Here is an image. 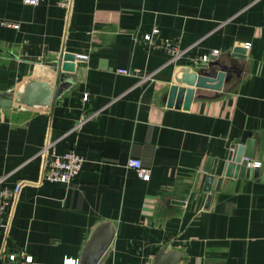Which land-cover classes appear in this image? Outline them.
Listing matches in <instances>:
<instances>
[{
	"label": "crops",
	"instance_id": "obj_1",
	"mask_svg": "<svg viewBox=\"0 0 264 264\" xmlns=\"http://www.w3.org/2000/svg\"><path fill=\"white\" fill-rule=\"evenodd\" d=\"M155 29L150 47L143 36ZM169 47L181 53L175 63ZM237 47L246 60H232ZM62 52L82 59L54 109L0 118V192L22 185L6 203L0 259L81 264L111 224L103 264H155L162 251L168 264H264V0H74L69 10L0 0V94ZM213 57L231 70L223 89L196 88L189 110L168 107L180 70ZM246 133L258 175L224 178L218 190L216 177L205 192L208 160L226 159ZM48 144L84 158L71 183L43 180Z\"/></svg>",
	"mask_w": 264,
	"mask_h": 264
},
{
	"label": "water",
	"instance_id": "obj_2",
	"mask_svg": "<svg viewBox=\"0 0 264 264\" xmlns=\"http://www.w3.org/2000/svg\"><path fill=\"white\" fill-rule=\"evenodd\" d=\"M246 52V48L237 47L231 58L246 60ZM81 59V56L62 52L55 61L37 66L32 76L26 78L13 92L0 94V118L14 110L52 111L58 97L72 84L71 75L75 73L76 63ZM233 66L237 64L234 62ZM230 71L217 57H213L209 63L182 68L181 76L176 78V84L170 88L167 97L168 107L189 110L196 88L221 91ZM254 144L252 135L246 133L241 142L232 147L226 159L216 161L209 159L204 168V172L208 174L205 179V192L211 191L210 186L216 177H219L217 190L220 189L224 178H236L239 175L256 177L259 169L251 167ZM211 197L210 195L208 202ZM114 235L113 225L100 226L86 245L81 264H103ZM171 256L172 254L162 251L157 255L155 264H168L172 262Z\"/></svg>",
	"mask_w": 264,
	"mask_h": 264
},
{
	"label": "built area",
	"instance_id": "obj_3",
	"mask_svg": "<svg viewBox=\"0 0 264 264\" xmlns=\"http://www.w3.org/2000/svg\"><path fill=\"white\" fill-rule=\"evenodd\" d=\"M74 0H57L58 5L62 8L69 10L72 7ZM41 0H24V3L28 6L36 7L40 4ZM2 25H6L8 27H12L17 29L19 26L13 23H2ZM159 35V30L155 29L151 34H145L143 36L144 42L150 47L155 46L156 41L155 38ZM251 47L250 43L246 44V48L249 49ZM169 52L172 54V62L175 63L177 59L180 58L181 53L178 51L176 47H169ZM219 51L215 50L213 55H218ZM210 60L209 56H203L202 61L208 62ZM120 73L127 74L126 70H120ZM89 95L86 94L84 100H88ZM51 145H46L42 151L44 156L43 162V180L51 183H63L69 184L71 183L76 176L82 171L84 158L79 155L76 151H68L63 154H56L52 152ZM258 163H254V167H258ZM129 167L138 171L139 176L145 180H150V173L147 169H145L141 162L136 159H132L129 162ZM3 183V180H0V184ZM21 184H18L14 188L5 187L0 192V229H3V220L5 217L6 211V203L8 200H14L17 198L20 190ZM0 264H37L34 260L33 256L27 254L26 252L19 253H10L6 254V256L0 259ZM65 264H80L78 260L75 259H67Z\"/></svg>",
	"mask_w": 264,
	"mask_h": 264
}]
</instances>
